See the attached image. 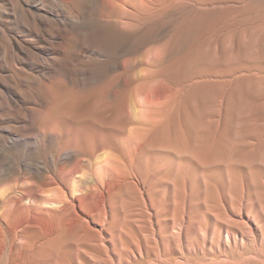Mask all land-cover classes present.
<instances>
[{"label": "rangeland", "instance_id": "obj_1", "mask_svg": "<svg viewBox=\"0 0 264 264\" xmlns=\"http://www.w3.org/2000/svg\"><path fill=\"white\" fill-rule=\"evenodd\" d=\"M105 1L0 0V185L52 170L63 141L5 140L49 92L56 118L103 136L128 178L107 249L33 234L0 264H264V0Z\"/></svg>", "mask_w": 264, "mask_h": 264}, {"label": "bare ground", "instance_id": "obj_2", "mask_svg": "<svg viewBox=\"0 0 264 264\" xmlns=\"http://www.w3.org/2000/svg\"><path fill=\"white\" fill-rule=\"evenodd\" d=\"M61 1L68 3V1L70 0H61ZM105 2H107V0ZM43 74L45 75V72ZM54 95L55 94H53V92H49L46 101L45 102L43 101L44 103H41L43 105L38 109L36 106L25 108L23 112L24 117H22V122L19 128L12 129L9 127L10 131L6 134V139H5L6 143L11 145V147L22 146L23 147L22 150H25V152H30V149L38 147L40 145L41 147L48 146L55 141H63V144L61 146L59 155L54 156L53 154L54 157L52 158V160H50L51 161L50 164L52 163L51 164L52 170L50 172L49 170L47 171L46 173L47 175L45 174L46 176L44 179L40 181H36L31 179V177H33L32 175H30V177L28 176L22 177L21 175L20 176L21 178H16L15 175V177L13 176L15 179L13 180L10 179L7 181L4 180L3 184L0 185V250L2 256H8L15 248H17L16 242L18 240L24 241V238H26L27 236H32L33 234H37L36 235L37 238L35 241H37V239L39 240V242H41L40 240L43 241L45 240L44 243L42 241L43 244L59 241L62 238L66 240L68 238L70 239L73 237H80L85 241L86 244H89L91 247H97L103 250L107 249V246H105V238L107 239L108 233H110V231H108L106 224L107 222L111 224L112 221L111 219L112 211L110 209V201L113 197V194L115 193V188L123 186L122 184H124L123 183L124 181H122L123 177H125L124 169L119 162L117 163L116 156L110 150V147L108 146L107 141L103 136L94 139L93 137L89 136L87 132L85 133L84 131H81L78 128L71 127L72 124L70 126V123L64 124V121L56 118V116L53 114V106L55 103ZM140 120L143 121V119ZM5 174L7 173H4V175ZM3 178H5V176ZM125 178L126 180H128L127 177ZM0 181L2 182V180ZM188 212L190 211L188 210ZM11 219L14 224L13 226H15V230H14L15 233L13 231L12 233L11 230L8 231L9 226L10 229H14L11 228L12 224L9 223ZM166 219L165 221H167ZM158 221L160 220L158 219ZM174 221L172 225L173 227H174ZM175 223L177 222L175 221ZM151 224L152 223H150L149 225ZM195 228L197 229V226ZM114 231L117 230L114 229L113 233ZM159 232H161V230ZM178 233L180 232L178 231ZM131 234L133 233L131 232ZM167 237L166 235L163 236V233L162 235H159V237H157L159 239L157 243L160 244V251L163 254H165L167 249H169L168 248L169 245H167V243L169 242L167 240ZM114 238L112 239L111 237L110 239H112L113 241ZM90 239L95 240V242H89L88 240ZM174 240L175 242H177L179 239L176 241V238H174ZM180 240L183 242V239L180 238ZM7 242H10L9 243L10 248H7L6 246ZM144 242L146 243V241ZM42 243H39V246ZM133 246L131 247L134 248ZM186 246L187 245H185V247ZM154 247L156 246H153V248ZM179 247H181L180 244ZM179 247H177V249ZM114 248H115L114 250L112 248L111 250L114 251L120 257L121 249H119L120 250L119 251L116 250V247ZM122 249L124 248L122 247ZM145 249L149 250V248H145ZM124 251L126 250L124 249ZM132 251L133 249L131 250V252L129 251L130 255L129 254L128 255L133 258ZM134 251L136 253V250ZM140 255H142V253ZM129 256L126 257L129 259ZM121 257H122L121 259L124 258L123 254ZM127 258H125V260ZM41 259L43 260V258ZM119 262L121 261L119 260ZM128 262H131V260L130 261L128 260Z\"/></svg>", "mask_w": 264, "mask_h": 264}]
</instances>
